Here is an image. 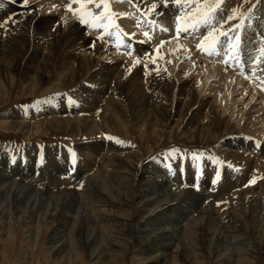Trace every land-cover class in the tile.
Instances as JSON below:
<instances>
[{
  "label": "bare ground",
  "instance_id": "obj_1",
  "mask_svg": "<svg viewBox=\"0 0 264 264\" xmlns=\"http://www.w3.org/2000/svg\"><path fill=\"white\" fill-rule=\"evenodd\" d=\"M68 1L69 0H30L29 5L27 7H23L20 12V9L16 7V3L12 4L9 3L8 0H3L5 6L0 9V23H3L4 18H7L9 13H16L18 15L12 17L11 21H8L3 28H0V75L5 73L9 78L14 77V74L16 73L15 66L19 62L25 66L24 77L26 78V81H29V85L33 91L38 88V86L44 87L48 79L51 78L53 80V86L47 87V90H45V92L49 91V93H51V96L45 100L46 102H42L44 106H46H42L43 108H36V111L33 110V107L32 109L22 111L24 115H27V112L31 111L32 115H28L30 118L34 116L41 118L45 115L44 119L41 121H35L34 126H31V124H27L23 121H16L12 123L11 129L12 131L22 132L24 130H31L33 127L38 128V126H44L50 133L62 135L69 134L75 138H81L84 135L91 138L99 135L102 137L103 142L100 138L95 145L86 143L87 149H85V147L78 146L81 150L79 155L82 156V159H84L85 156H88L89 158V160L84 159L86 161V166L89 167L90 162L97 165L95 168H78L77 171L73 173L74 176L72 177L69 176V171L71 169L67 172H62L61 166L54 167V170L51 168L54 160L58 159L57 155H61L62 159L67 158L64 150H62L63 148L60 147L45 148L46 151L44 152L47 157L45 158V162L47 163V165L45 164V167H43L42 163H40L41 159L39 162L32 160L25 168H21L23 165L21 162L19 164V170L11 169V167L8 168L6 165L0 166V191H7L8 189L9 194L13 195L16 202L15 211L21 209L22 205L21 200L18 198L24 194V191H20L16 187L19 182L18 178L20 177V179H22V173L24 172L27 174L25 177L30 181V183H32L33 180L37 188L40 189L37 190L32 187L34 185L30 186L28 184H24L28 186L27 188H32L34 195L35 193L42 192V195L47 196L50 202L57 203L55 207H52L51 203L47 206L45 205V211L44 209L37 210L38 213H42L44 217L57 219L62 225L61 228L56 231L57 233L52 236V240H55L58 235H66V227L63 225L66 224L67 218H71L72 228L74 231H77L75 229L80 225L77 221L79 219L78 217L80 215H87V212L83 210L86 207H81V201L80 203H78L79 201L77 202L76 196H79V198L83 200V198H87L89 195L95 199L98 197V199H100L98 200L99 203L105 202V204H108L102 211L103 216L107 211V216L110 218V221H115L117 219L121 225L125 226L130 224L131 216L127 214L124 216L122 213L117 215V212L116 214L114 212L112 214V210L113 208L115 209L116 206L125 207L130 205L133 201L134 203L136 202V204L140 207V220L136 221V226L130 234L134 236L133 239H137L140 250L139 252L144 253V255L147 256V264H170L171 259L178 256L183 257L189 263L191 262V264H196V262L199 261L196 260L194 262L192 260L193 258H197L201 255L200 251H202V249L191 248L192 250H188L187 246L184 245L183 242L179 243L182 239L178 240L179 244L174 243L176 236L175 232L177 229H182V224H178V219L174 221V226L169 227L171 223H169L168 220L174 217L171 216L168 219H162L160 217L162 214H168L170 212L169 209H172L175 205V209L179 212L181 218H187L186 229L184 230H188L190 227V230L187 232H192V235H195L196 233L199 234L201 241H205L206 239L213 240L215 238V242L219 244L223 237H228L225 235L226 233L228 235L230 233L245 235V231L243 232L242 230L244 229L242 228L243 225L240 224L243 223V218H241L240 215L244 218H256V212L260 211L262 214L260 218L262 217L264 219V197H262L257 191H264L263 185H250V187H245L243 186V180L240 182H231L233 180L236 181L240 176H237L236 179L229 177L224 184H222L223 179L222 181L217 179L213 186L222 188L223 190L217 196L221 197L220 200H223V198L225 199L226 197L228 201L227 203H229L224 206L221 211L215 208L214 204L210 203L212 200H217L219 198H213L212 200L211 198H208L211 197L212 193L208 192V189L201 178L194 186H188L183 194L178 190V187L175 186L178 183L174 180L172 183V179L169 178L171 177L172 172L168 171L166 167L162 166L164 170L163 174L162 172H158L161 170L154 168L153 170L143 169L139 175L136 171V165L137 162L142 160L143 154H139V151L135 150L125 154L115 153L111 143L105 140L106 137H103L104 134H112L115 131L121 132L120 129L123 133L129 136L130 127L133 125L137 126L138 133L142 137L149 134L157 135L162 129H165L168 131L167 134L170 139L175 138V143L182 141L186 143L212 144L213 148L217 149L218 152L216 151L214 153H217L218 156L224 157L229 162H233L234 165H240V163H242L244 169L257 172L259 169L258 164L260 166L264 164V116L262 118L258 112L255 114L253 112H248L246 119L242 120L241 118L243 115L236 111L235 119L237 120V123L235 125H230V119H223V117L219 115L220 113L224 115L226 113H232L235 109V105L233 104L234 102L232 104L231 102L227 104V101L224 100L225 98L220 99V97L225 93H222L218 99V95L221 94V91H219V87L217 85L219 84L223 86V88L224 85L229 87L234 80L232 77L235 74L233 75L231 73L233 76L230 74L232 77L227 80V84L221 83V81L224 82L226 78L220 79V77H218L219 81H215L214 83L216 86L211 88L212 83L209 85L211 89L206 87L207 89H205L206 92L204 94L202 89H198V87L201 88L199 83L200 80L196 79L193 82V79L188 76V72L190 71L188 69L189 67L187 65H183L181 67V64L171 60L172 56L170 57L164 53L163 65H173L174 63L177 68L175 72H166L168 70H165L164 66L157 63L152 64L147 70H144V65H141L140 63L139 66V63H135L136 60L125 57V62L130 61L133 68L134 66H137V68L139 66V69H135L136 71L134 72L131 70L133 68L130 63H128L130 65H127L124 61L118 63V60H120L118 58L122 57L124 55L123 53H127L128 49L125 47L115 49L112 44H107L102 41V39H109L115 43V36L104 35V38L102 39L94 37V35L100 33L103 29L98 31L88 30L83 25L71 20L69 15L64 10ZM154 2L157 3V9L150 12L149 7ZM135 3L136 7H138L141 11H144L145 14L156 16V19L160 20H157L156 23H160L162 26L160 27V25H155L152 33L149 31L151 33V36H149L150 38L145 37L144 32L140 33L138 28H146V17L137 15L136 19L138 20L132 22L129 17L132 12L135 13V9L130 8L132 9L130 12L128 10L129 6L126 5V3L122 4L113 2L117 13L127 14L123 17L117 16L119 27L123 32V38L121 41L122 43H131L141 54L148 53L149 61L154 60L157 58L158 53L161 52V49L158 52L157 48L161 46L160 42L163 39L161 36H156L154 34L162 32L161 34H165L166 38L171 37L169 32L162 31V28H166L170 32L173 30L172 24L178 10L171 4L165 8L159 3V0H135ZM63 4L64 6H62ZM20 7L22 6L20 5ZM44 10L47 11V14H45ZM157 13H162V15H158ZM138 22L140 25H137V27L134 24H139ZM181 35L185 37V35L188 34L181 32ZM140 41L145 42L140 43ZM188 48L189 50L192 49L189 45ZM64 51L69 53L75 51V53H78L77 58L79 62L65 56ZM96 55L99 57H103L104 55L102 59L108 58L111 63L107 65L102 64L99 60L92 58V56L95 57ZM182 55L184 54L182 53ZM191 56L196 58V56L192 55V53H188L186 58H190ZM192 60L193 59H191V61ZM222 60L220 61V64L223 63ZM231 61L229 66L232 63ZM198 62L199 61L194 60L191 64H195L196 66ZM206 64L207 63H205V67L208 68ZM217 64L215 63V65H210L213 70L212 68H208V77H211V75L215 74L216 71L218 73L221 72V66L219 67V64L218 66ZM225 66L228 70V63ZM179 68H184L186 72H179L182 71L179 70ZM247 68H249V66ZM142 73L145 74L144 78ZM260 75H264V73H261ZM237 79L241 78L239 77ZM68 80L76 86L74 90L75 92L77 88H82V90L72 95V99L77 101L78 104L70 103V100L61 103L62 96L60 91L65 90V85ZM144 80L146 82L145 84H143ZM249 80L248 82L250 85H253L255 91L259 93V89L256 87V84H259V81L253 77ZM138 81H140L139 84ZM94 82L96 84L99 83L100 85H106L103 92L97 93L96 89L91 87ZM247 84H244L245 87ZM161 89H164L168 95H172L171 98L169 99L167 97H163ZM197 90H199V92H201L199 94H202L203 96L201 100L199 99L200 102L198 103L196 102L198 99L196 100L195 97V95H197ZM248 90L251 91L250 86L248 87ZM227 91L229 90L227 89ZM218 92L220 94H218ZM68 95L71 96L70 94ZM212 96L214 97L213 99ZM263 97L264 94H262V99L264 100ZM48 104L49 107L52 105V108L47 107ZM173 106L175 109H180L179 114L169 113V110L172 109ZM78 108L82 111L85 110V115H79ZM216 108L219 110V114H217V110V113H215ZM55 114L57 115L55 116ZM60 114L65 115L61 116ZM18 115L19 113L17 112L15 116ZM176 116L177 121L174 122ZM230 118H232V116ZM169 121H171V123L174 122L173 127H168L166 125ZM261 123H263V125L259 129H255V127ZM3 126L7 125L4 124ZM45 132L47 133V131ZM257 143L260 144V147H256ZM31 148H36V145ZM243 151L249 152L251 155H254V157L259 159L254 162V160L251 159L252 157H242L240 154L243 153ZM101 154V159L105 161L104 164L101 163L102 165L98 164L96 161V156H101ZM61 158L58 159L59 162H62ZM214 160L215 159L213 158H207L204 159V163L206 165ZM30 165H34L32 166L33 168ZM127 165H131L130 167L132 168L131 170L125 169L128 173L121 170ZM171 165H173L172 169H174V164L172 163ZM169 169H171V167ZM194 169L196 168L187 165L189 173L195 174ZM200 170L201 169H199V171ZM173 172H175V169ZM28 174L38 175L37 177L40 179L37 178V180L34 181V177L36 179V176L32 175L30 177ZM144 174L152 176L158 174L161 176V179L158 181L154 180L153 182L150 181L148 185L145 184V180L142 181L141 176ZM166 174H168V176H166ZM22 181L24 183L25 180L22 179ZM82 181L83 188L80 189L79 184ZM189 182H187V184H189ZM23 186L21 187L23 188ZM70 186L73 187V190L71 191L69 190ZM46 187L52 188L55 192H59L52 193L49 191L51 189H47ZM118 188H127L130 193L128 194L122 189L126 193L123 194L122 190ZM232 190L234 191V194L228 193ZM237 194L240 195V198L235 199L236 196L234 195ZM31 196L34 197L33 195ZM228 196L231 197L229 198ZM204 198L205 203L208 201V204L202 203ZM35 199H37V197ZM45 199L47 200V198ZM11 201L13 202L14 200L12 199ZM222 202L225 203V200ZM34 203H36V201ZM241 203L250 204L252 214L249 215L247 209L246 211L245 209H243L244 211H241L239 207ZM3 205L4 204L0 202V207ZM235 209H238V212ZM176 210H174L172 214L178 215ZM18 213L21 217L24 215L26 216L27 207L24 209V213L20 211H18ZM74 213L76 214V218ZM194 213L196 215H194ZM92 217H89L88 222H86L87 224H84V227L86 225L88 230L94 227L91 225L90 218ZM28 218L29 216H26V218H24L25 221L29 220ZM233 219H235V222L239 223V226L229 227V224L233 222ZM210 221H217L219 225L221 224L220 226L222 229H226L222 230L219 227L221 230L218 231V234L217 232H211L208 227ZM115 223L114 225H116ZM222 223L224 224L222 225ZM199 224L200 226L198 227ZM114 225L112 226L115 227ZM153 225H156V227L152 228ZM79 228L80 227H78V229ZM109 229L110 227L106 229L109 237L111 236V233L114 234V237L118 235H122L123 237L125 235V233H121L123 230L122 228L120 229V227L114 228L116 231H114L113 228L111 230ZM106 231L103 232L105 237L108 236L105 234ZM250 232L252 234V231ZM69 234L72 235L73 232H70ZM255 234L258 233L255 231ZM258 235H262L258 240L261 244H263L262 246H264V233L259 231ZM118 239H122L126 242L123 238ZM186 240H188V238ZM59 242L60 241L58 240L57 243ZM105 242L108 241L105 240ZM243 242H245L247 248H244L245 252H243V255L240 256H236L234 250H229L227 247V250H224L227 252L223 253L218 245L211 252L215 257H222L224 262L227 264H256V242L253 243L247 237L243 239ZM57 243L54 241V245L51 244L52 249L58 256H62L64 253L62 251V245H57ZM115 244L117 243L115 242ZM122 244L119 243L120 246ZM117 245L112 246L116 249L118 248ZM242 245H244V243ZM171 246L173 247L172 250ZM109 247L110 246H108V249L106 248L108 252L102 251L101 249V251L105 254H101V252V255L96 254L97 256H95L97 260L102 259V263L104 264H114L110 261V255L113 252L111 253L109 251ZM262 249L260 252L263 254L264 264V248ZM93 255L94 254H91V257H93ZM64 257L62 256L61 259H64ZM174 263V260H172L171 264Z\"/></svg>",
  "mask_w": 264,
  "mask_h": 264
},
{
  "label": "rangeland",
  "instance_id": "obj_2",
  "mask_svg": "<svg viewBox=\"0 0 264 264\" xmlns=\"http://www.w3.org/2000/svg\"><path fill=\"white\" fill-rule=\"evenodd\" d=\"M17 3H16V7L19 8L20 12H21L23 7H20V5H21L20 0H17ZM67 3H69V1ZM125 3H126V5L129 6L128 10L130 12L132 10L130 8L135 9L134 10L135 13L132 12L131 16L129 17L132 22L133 21L135 22L136 20H138V19H136L137 15H142V16L146 17V19L144 18L147 22L146 28L143 29V28L139 27L138 31H140V33L141 32H148L149 36H151L150 34L152 33L153 27L155 25H160V27L162 26L160 23H156V21L159 20V19H156V16L145 14L144 11H141L138 7H133L129 3L127 4V0H124V2L122 4H125ZM62 6H64V4ZM73 7L75 8L78 6L74 4ZM114 7L115 6L112 3L111 9L113 11L117 12V10ZM223 7H224L225 15H227L229 13V11L234 7H239L240 10L244 11V12H246L248 8L252 9L251 13L248 14V18H246L244 20V27L241 29H238V31H240V33L242 35L243 52L241 54V56H242L241 63L243 65V69L246 67L243 70V74H241V72H242L241 67L237 66L233 61H231V59L228 62L229 69L227 70L225 63L220 64V61L223 59L222 56H220V57L214 56L215 57L214 58L213 56H209L205 52L200 51L196 47V45L200 42L199 38H193L192 35H185V37H184L181 35V32L179 33V35H177L176 29H175V18H174L173 24H172L173 30H171V32L168 30L169 35L171 37L166 38L165 34H161L162 32H157L154 34L156 36H161L163 38L161 40V42L162 41L164 42V43L160 42L161 46L157 48L158 52L160 49H161V52L158 53L157 58L154 59L155 63H153V60L149 61L148 55L141 54L140 52H138L133 47V45L131 43H128V42L121 43V46L119 48H121V47L127 48L126 45L131 44L132 47L127 48V49H128V52L129 51L132 52V55H127L126 53H123L124 57L123 56L119 57V58L117 57L118 59H120V60H118V63L123 62V61L125 62L126 58H131L134 60H140L138 65L140 66V63H141V65H144L143 69L147 70L149 68V66H151L152 64H156V63L164 66L163 65V59H164L163 53H164L165 55H169L170 57L172 56L171 60H174V62L176 61V62H178V64H181V67L183 65H187L189 67L188 69L190 71L188 72V76L191 79H193V82L196 79L200 80L199 83H200L201 88L198 87V89H202L204 91L203 92L204 94L206 92L205 89H207V88L211 89V88H214L216 86L214 83H215V81L216 82L219 81L218 77H220V79L226 78L225 81L224 82L221 81V83L227 84L228 83L227 80H229V78H231L235 74L234 76L236 79L234 78V76L232 77L235 81L233 80V82L230 84L229 87H227V85H224V88H225L224 89L223 86H221L219 84L217 85L219 87V91H221V94L218 92V94H220V95L217 94L218 99L222 95V93H225L220 97V99L225 98L224 100L227 101V104H229L230 102L232 104L234 102L233 104L235 105L234 106L235 109L233 110L232 113H230V114L226 113L224 115V114L220 113L219 110L216 108L215 113H217L216 112V110H217L218 111L217 114L220 113L219 115L222 116L223 119H225V118L230 119V125H233V124L235 125L237 123V120L235 119V116H236L235 112L236 111H238L240 114L243 115V117L241 118L242 120L246 119L248 112H253L254 114L258 112V113H260V115L263 118V116H264V100L262 99V94H264V91L261 89L259 84H256L257 85L256 87H258V89H259L258 90L259 93L256 92L254 89V86L250 85L248 80L252 77L250 74V70L253 67L251 61L249 60V55H251L253 58H255V56L258 55L257 49L260 46V42L262 40H264V0H226L225 5ZM88 8L92 11H99L98 9H95L93 5H88ZM64 10L69 15V18L71 20L82 25L79 22V19L77 16L73 15L72 12L67 11L66 7L64 8ZM45 14H47V11H45ZM10 15L12 17H14V16H17L18 14L9 13L7 15V17ZM118 17H116L115 19H116V23L119 25ZM5 19L6 18H4V20ZM147 19H149V20H147ZM9 21H11V20H9ZM152 22H155L156 24L152 23ZM238 23H240L239 18L229 22V24H231V25H235ZM229 24L224 25V27L227 28L229 26ZM134 25L137 26V25H140V23L134 24ZM83 26L85 28H87L88 30H92V31L102 30V29H92L86 25H83ZM150 28H151V30H150ZM110 31H114V30L110 29ZM235 31H237V29L233 30V32H235ZM101 33H103V30L100 33L94 35V37H96L98 39V36H100ZM102 38H104V36ZM102 38H100V39H102ZM120 38L121 39L123 38V32H122ZM102 41L104 43H107V44L110 43L115 47V49H118L116 46V42L114 43L112 40H109V39H102ZM177 43H179V44H177ZM188 45L191 46V48H192L191 50H189ZM182 53L184 55H182ZM188 53H192V55H195L196 58L193 56H191L190 58H186ZM64 54H65V56L72 58L74 61L79 62L78 58H77L78 53H75V51L72 53L64 51ZM159 55H160V57H159ZM103 57H104V55H103ZM103 57H99L97 55L95 57L92 56L93 59L99 60L102 64L107 65V64L111 63L108 58L102 59ZM191 59H193L192 61H194V60L199 61L198 64L196 66H195V64H191V62H192ZM204 61H206V62H204ZM218 61H219V63H218ZM230 61L233 64L231 63L229 66ZM150 62H151V64H150ZM125 63L127 65L131 64L130 61H126ZM128 63H130V64H128ZM205 63H207L206 66L210 69L212 68L210 65H215V63L216 64L218 63L219 67L221 66L220 68H221L222 73L221 72L218 73L216 71L215 74H212L211 77H208L209 70H208V68L205 67ZM21 64L22 63L18 62L17 65L15 66V69H16L15 72L16 73L14 74V77L9 78V77H7V75L5 73H2L0 75V82H1L0 83V166L6 165L8 168L11 167V169L19 170V164L21 162L23 163L21 168H25L28 165V163L31 162L32 160H34L35 162L36 161L39 162V160L41 159L40 163H42V166L45 167L47 165V163L45 162V158H47L45 156V152H44V151H46L45 148H47V147L48 148L60 147V148H63L62 150H64V153L66 154L67 158L62 159L61 155L60 156L57 155V158L58 159L61 158L62 162H59L58 159L54 160V162L52 163V167H51V168H53V170H54V167H58V166L62 167V169H61L62 172H67L69 169H71L72 171L71 170L69 171V176L72 177V176H74L73 173L75 171H77L78 168H81V169H87L89 167L95 168L97 164H93L92 162H90L89 167L86 166V163H85L86 161L84 159L89 160V158H88V156H85L84 159H82V156L79 155L81 153L80 152L81 150L78 148V146L85 147V149H87L86 143H90V144L95 145L98 142V139H100V138L102 139V137L99 135L96 137H91V138H88L85 135L81 138L80 137L75 138L69 134L68 135H62V134L50 133V132H48V129H46V127H44V126H38V128L33 127L31 130H24L22 132L12 131L11 125H12V123H14L16 121H19V122L23 121V122H26L27 124H31V126H34L35 121H37V120L41 121L44 119L45 115L41 118H37L35 116L30 118V117H28V115H32L31 111L27 112L28 113L27 115L26 114L24 115L22 113V111L32 109V107L34 108L33 110L36 111L37 110L36 108H41L42 106L45 107L46 105L44 106V104L42 102H44L46 99H48L51 96V93H49V91L45 92V90H47L46 89L47 87L53 86L52 85L53 80L50 78L47 80L48 86L46 83L44 85V87L38 86V88H36L33 91L31 89V86L29 85V81L25 80L26 79L24 77V70H25L24 67L25 66L23 64L22 65ZM218 64H217V66H218ZM263 65L264 64H261L259 66L262 67ZM139 66H138V68H137V66H134V68H133V66L131 64V67L133 69H131V68L130 69L135 72L137 69H139ZM248 66H249V68H247ZM164 67H165V70H168L166 72H169V71L175 72L177 70L174 63H173V65L166 64ZM222 69H223V71H222ZM238 69H240V70H238ZM179 70H182L179 72H183V73L186 72V70L184 68H179ZM212 70H213V68H212ZM224 70H226V71H224ZM224 73H225V75H224ZM260 74L261 73H258V75H260ZM240 75H243V76H240ZM142 76L144 78L145 74L142 73ZM239 77L241 79H237ZM143 78H142V80H143ZM70 82L71 81L68 80V82H66V85H65V90L60 91L61 96H62L61 103H64L67 100H73L72 95L79 92L80 90H82V88H77V90L75 92L74 90H75L76 86ZM139 83H140V81H138V84ZM145 83L146 82L144 80L143 84H145ZM245 83L246 84L248 83L246 85V87L244 85ZM209 85H211L212 87L210 88ZM249 86H250L251 91L248 90ZM91 87L96 89V92L99 93V92H103L106 85H100L99 83L96 84L94 82ZM227 89L229 91H227ZM161 90H162V96L163 97H167L169 99L171 98L172 95H170V94L168 95L164 89H161ZM251 92H254L256 95L254 93H251ZM199 93H201V92H199V90H197V92H196L197 95H195L196 100L198 99L196 101L197 103L200 102L201 98L203 97L202 94H199ZM68 94H70L71 96H69ZM78 97H76V98H78ZM213 98L214 97L212 96V99ZM37 101H41L42 104L37 103ZM75 102L76 103H74V104H78L77 101H75ZM214 103H215V101H214ZM47 107H49V104L47 105ZM49 108H52V105H50ZM78 109H79V115H85V112H84L85 110L82 111V110H80V108H78ZM248 109H250V110H248ZM17 112L19 113V115L15 116V114ZM179 112H180V109H175L174 106L172 107V109L169 110V113L179 114ZM57 114H55V116ZM60 115L64 116L65 114H60ZM231 116H232V118H230ZM47 117H49V116H47ZM175 121H177V116L174 119V122ZM174 122L171 123V121H169L166 125L168 127H173ZM4 124H6L7 126H3ZM262 125H263V123L257 125V127H255V129L256 128L259 129ZM45 131H47V133ZM120 131L121 132L115 131L112 134H104L103 135V137H106L105 140L111 143V146L114 149L115 153L125 154L127 152L135 150V151H139V154H143L142 160L137 162V165H136V171L138 172L139 175L143 169L153 170L154 168L161 170L158 172L159 173L162 172V174H163L164 170H163L162 166L166 167L168 171L172 172L171 177H169L172 179V183H173V180L176 183H178L175 186L178 187V190L183 194H184V192L188 186H194L196 183H198L200 181V178H201V180L204 181L206 188L208 189V192L212 193L211 197H208V198H211V200L213 198H217L218 197L217 195L221 191H223L222 188L213 186L214 185L213 181L214 180L216 181L217 179H219L220 181H222V179H223L222 184H224V182L226 180H228L229 177L236 179L237 176H240L236 181L233 180L231 182L232 183L233 182H240L243 180V183H244L243 186H245V187H248V186L250 187V185H260V186L263 185L264 186V164H262L261 166L258 164L259 169L257 170V172H255L253 170L249 171L247 169H244L242 163H240V165H234L233 162H229L224 157L218 156L217 153H214L217 151V149L213 148L212 144L207 145V144H200V143H186V142H182V141L179 143H177V142L175 143V141H176L175 138L170 139L168 134H167L168 131L165 129L164 130L162 129L161 132L157 135L149 134V135H145L144 137L139 135L136 125H133L132 127H130V132H129L130 135L129 136H127L125 133H123V131L121 129H120ZM108 136L118 138L119 140L125 141L126 143L118 144L115 142V140H109L107 138ZM102 142H103V139H102ZM35 145H36L37 149L31 148L32 146H35ZM173 149H175L176 151L173 152L172 151ZM102 154H104V153H102ZM102 154H101V156L100 155L96 156L97 157L96 161L100 165H102L101 163H103V164L105 163V161H103L101 159ZM240 155L242 157L245 156L246 158L252 157L251 159H253L254 162L259 159V158L254 157V155H251L249 152H246V151H243V153H241ZM204 156H205V158H204ZM35 158H36V160H35ZM207 158H209V159L213 158V159H215L214 160L215 162L212 161L211 163H208L205 165L204 159H207ZM66 159H68V160H66ZM172 163L175 166V168H174L175 172H173L174 169H172V167H173V165H171ZM206 163H207V161H206ZM229 164L232 165L231 168L228 167ZM187 165L196 168V169H194L195 174L189 173V170H187ZM30 166L32 167L34 165H30ZM130 166L131 165H127L124 168H122V167H120V168H122L121 170H124V171H125V169L131 170L132 168ZM170 167H171V169H169ZM133 169H134V167H133ZM199 169H201V170L199 171ZM9 173L11 175H13L11 172H9ZM126 173H128V172H126ZM217 173H219V175H217ZM158 174L153 175V176L149 175V174H144L141 176L142 181L145 180L146 181L145 184L149 185L150 181L153 182L154 180L158 181L161 179V176ZM32 175L33 174H28V176H30V177ZM22 176H23L22 179L25 180L24 183H23L22 179H20V177H19L18 178V181H19L18 186L16 187V188H18V190L24 191V194H22L23 192L21 193L23 196L21 195L20 198H18L22 202L21 209H19L18 211L24 213V209L27 207V215L26 216L27 217L29 216V218H28L29 220L25 221L24 218H26V216L24 215L23 217H21L19 215L18 211L17 210L15 211V208H16L15 198L13 197L12 194L11 195L9 194L8 189H7V191L6 190L0 191V193H1L0 194V202H2V204H4L2 207H0V264H104V263H102V261H103L102 259L97 260L95 256L100 254L102 251H107L108 246H110L109 251L111 253L113 252L110 255V261H112L114 264H147L146 263L147 256L144 255V253L139 252L140 250H139V246L137 243V239L136 238L133 239L134 236L130 234L133 231V228H135V226H136V224H135L136 221L140 220L139 219V217H140L139 208L140 207L136 204V202L134 203V201H133L130 205L125 206V207L124 206L123 207L116 206L117 207L116 208L114 206L116 210L114 208L112 210V214H113V212L115 214L117 212V215L122 213V215H124V216H126V214L131 216L130 224L125 226V225H121L119 220H117L116 218H115L116 219L115 221H110V218L107 216V211L105 212L104 216L102 215V211H103L104 207L107 206L108 204H105V202L99 203L98 200H100V199H98V197L95 199L94 197L89 195L87 198H83V200H82L79 198V196H76L77 202L79 201L78 203H80V201H81V203H80L82 205L81 207L82 208L86 207L83 210L85 212H87V215H80L78 217L79 219L77 221H78V224H80V225L77 226V228L75 230H77V231L79 230V231L77 232V231L73 230L72 225H71V223H72L71 218H67L66 224L63 225L66 227V235L67 236L66 235L63 236V234H61V235H58L55 240H52V236L57 233L56 231L59 228H61L62 225L60 224V222L57 219H49L48 217H44V215L42 213H38L37 210L38 209H44V211H45V209H46L45 207L49 203H51L52 207H55L57 203L50 202V200L48 199L47 196L42 195V192L41 193L40 192L35 193V195H38V196H35L34 191H32V188H27L28 186H26L24 184H28L30 186L34 185L32 187L36 188L37 190H40V189L37 188V186L34 184L33 180H32V183H30V181L25 177V176H27L26 173L23 172ZM33 176H36V175H33ZM37 176H36V179L34 177V181H36L37 178H39ZM166 176H168V174H166ZM253 178H255V182H254L255 184L249 183V181L252 180ZM189 181H191V182H189ZM187 182H189V184H187ZM21 186H23V188ZM79 187H80V189L83 188V181L79 184ZM46 188L51 189L49 191L52 193L53 192L54 193L59 192V191L55 192V190H53L52 188H48V187H46ZM118 189L122 190L123 188H118ZM69 190L70 191L73 190V187L70 186ZM123 190L128 194L130 193V191L127 188H124ZM123 190H122L123 194H126ZM257 191L260 193V195L262 197H264V191H260V190H257ZM27 192H28V194H27ZM233 192L234 191L232 190L228 193H233ZM31 195H33L34 197H32ZM234 196H236L235 199L240 198L239 194L234 195ZM31 197H32V199H31ZM36 197H37V199H35ZM44 197L47 198V200ZM228 197L230 198L231 196H228ZM218 198L219 199H217V200H212L210 203L214 204L215 208L222 211L224 206L228 205L229 203H227L228 201H227L226 197H225V199L223 198V200H220L221 197H218ZM12 199L14 200L13 202L11 201ZM86 200H88V201H86ZM224 200H225V203L222 202ZM35 201H36V203H34ZM41 202H42V204H41ZM206 202L207 203H205V198H204L202 203L203 204L209 203L208 201H206ZM241 205H242V207H241ZM175 206L172 209H169L170 212L168 214H162V215H160V217L162 219H168L171 216L174 217V218L168 220V222L171 223L169 225V227L174 226L175 225L174 221L177 219L179 221L178 224H182V229H177V231L175 232L176 236H175L174 243L177 244L178 240L182 239L181 241H179V243L183 242L184 245L187 246L188 250H192L193 248L194 249L195 248L202 249V251H200L201 255H199V257H197L198 259L193 258V260H192L194 262L196 260H199L198 262H196V264H227L226 262H224L222 257L218 258L217 256L216 257L213 256V253L211 251H213L214 248H216L218 245L220 247V249L223 251V253L227 252L224 250H227V248H228L229 250L233 249L236 256L243 255L242 253L245 252V249L247 248L245 242H243V239H245L246 237L249 240H251L253 243L256 242V245H255L256 251H257L256 255H255L256 264H263V254L260 251L262 248H264V246H262L263 244H261L258 240L259 237L262 236V235H258L259 231H261V233H264V219L262 217L260 218V216H262L260 211L256 212V215H257L256 218L257 219L254 217L244 218L240 215V217L243 218V223H240V224L243 225L242 228H244V229H242V230H243V232L245 231L244 234L246 233L245 234L246 236L241 235V234L239 235L237 233L236 234L230 233L228 235L226 233L225 235H227L228 237H226V236L223 237L221 240L222 243L220 241L219 244H217V242H215V238L213 240L206 239L205 241H201V237L199 234L196 233L195 235H192V232H187L188 230H190V227L188 228V230H184V229H186L187 218H181L179 212L175 209ZM239 207H240L241 211H244L243 209H245V211H246V209H247V212L249 213V215L252 214L250 204L241 203L239 205ZM174 210H176L178 212V215L172 214V212ZM235 210L238 212V209H235ZM194 215H196V214L194 213ZM82 217H84V218H82ZM89 217H92V218H90L91 219V225L94 226L90 230H88L86 228V225L84 227V224L86 222H88ZM75 218H76V214H75ZM114 223L116 225H114ZM111 224L114 225L115 227H113ZM223 224L224 223H222V225ZM107 225L110 227L109 230H111L113 228V230L116 231V229H114V228H119V227H120V229L122 228L123 232L121 231V233L122 234L125 233V235L123 237H122V235H118V236L114 237L113 236L114 234L111 233V236H110L111 238H110L107 231H106V229L109 228ZM220 225L218 224L217 221H210L208 224V227L210 228L209 231L217 232V234H218V231H220L222 229ZM199 226H200V224L198 225V227ZM225 226H226V223H225ZM237 226H239V223L235 222V219H233V222L229 224V227H237ZM78 227H80L81 229L80 228L78 229ZM154 227H156V225L152 226V228H154ZM198 227H196V228H198ZM223 229H226V228H223ZM252 229L255 230L258 234H255V231H253ZM105 231H106V233H105L106 236L108 235L107 237H105V235L103 234V232H105ZM195 231L197 232L196 229H195ZM250 231H252V234ZM70 232H73V234L70 235L69 234ZM248 232H249V234H248ZM92 233H94V234H92ZM186 234H188V235H186ZM118 238H123L126 242H124L122 239L120 240ZM187 238H188V240H186ZM58 240L60 241L59 243H57ZM105 240L108 242H105ZM192 240H193V242H192ZM54 241L57 243V245H62V251L64 252L62 256L64 257V255H65L64 259H61L62 256H58L55 253V251L52 249L51 244H53ZM109 242H110V245H109ZM115 242L118 245L115 244ZM118 242L121 244L123 243V244L120 246ZM240 242L242 244L244 243V245H242ZM105 243H107V244H105ZM125 243H127V244H125ZM188 244H190V245H188ZM112 245H117L118 248L115 249V247ZM172 246H173V244H172ZM172 246H171V250L173 249ZM182 248H183V245H182ZM101 249H102V251H101ZM243 249H244V251H243ZM157 250H159V249H157ZM237 251L240 253H238ZM155 253H157V252H155ZM91 254H94L93 257H91ZM101 254H105V253L102 252ZM179 255H180V253H179ZM172 260H174V262H175L174 264H191V262L189 263L187 260H185L183 257H180V256H178L176 258H172L170 261V264L172 263Z\"/></svg>",
  "mask_w": 264,
  "mask_h": 264
},
{
  "label": "snow or ice",
  "instance_id": "obj_3",
  "mask_svg": "<svg viewBox=\"0 0 264 264\" xmlns=\"http://www.w3.org/2000/svg\"><path fill=\"white\" fill-rule=\"evenodd\" d=\"M8 2L15 4L17 0H8ZM113 2L123 3L124 0H69L66 9L77 16L82 25H86L92 29H103V33L98 36V39L102 38L104 35L115 36L116 46L119 48L122 43L120 38L122 29H120L119 25L116 23L115 18L117 16L123 17L127 14L113 11L111 9V4ZM225 2L226 0H159V3L165 8L171 4L178 10L175 16V29L177 35H179L180 32H184L188 35H192L193 38H199L200 42L196 47L200 51L205 52L209 56H222V62L226 64L231 59L237 66L241 67V74H243V65L241 63V54L243 52L242 35L238 29L244 27V20L248 18V14L251 13L252 9L248 8L247 11L244 12L241 11L239 7H234L225 15L223 7ZM29 3L30 0H20L22 7H27ZM127 3L136 7L135 0H127ZM74 4L78 7L74 8ZM88 5H93L94 8L99 11L90 10ZM4 6L3 0H0V9L4 8ZM156 9L157 3L154 2L150 5L149 11H155ZM157 14L162 15V13ZM237 18L240 19V23L235 25L229 24L230 21ZM9 20H12L11 15L8 16L3 23H0V28H3ZM226 24H229L227 28L224 27ZM110 29L114 31H110ZM234 29H237V31L233 32ZM162 31L166 32L168 29L162 28ZM144 36L148 37V32H144ZM144 42L145 41H140V43ZM161 43L164 42L162 41ZM126 47L131 48L132 46L128 44ZM257 51L258 55H256L255 58L249 55V60L253 65L250 74L259 81V86L264 90V75H258V73H264V67L259 66L264 64V40L260 42ZM126 54L132 55V52L129 51ZM145 55H148V53H145ZM139 62V60L135 61V63ZM153 63H155L154 60ZM69 102L76 103L73 100ZM37 103H41V101H37ZM107 138L109 140H115L118 144L126 143L125 141L111 136ZM256 147H260V144L257 143ZM172 151L175 152L176 150L173 149ZM228 167L231 168L232 165L229 164ZM217 175H219V173H217ZM254 182L255 178L249 181V183ZM213 183H215V180Z\"/></svg>",
  "mask_w": 264,
  "mask_h": 264
}]
</instances>
